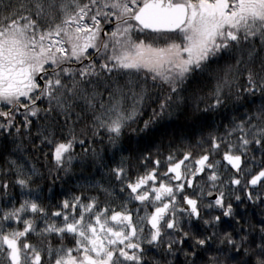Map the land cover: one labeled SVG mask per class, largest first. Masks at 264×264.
Listing matches in <instances>:
<instances>
[{"label":"snow or ice","instance_id":"snow-or-ice-1","mask_svg":"<svg viewBox=\"0 0 264 264\" xmlns=\"http://www.w3.org/2000/svg\"><path fill=\"white\" fill-rule=\"evenodd\" d=\"M0 264H264V0H0Z\"/></svg>","mask_w":264,"mask_h":264},{"label":"flooded vegetation","instance_id":"flooded-vegetation-1","mask_svg":"<svg viewBox=\"0 0 264 264\" xmlns=\"http://www.w3.org/2000/svg\"><path fill=\"white\" fill-rule=\"evenodd\" d=\"M32 242L33 243H39V238L35 235L32 236Z\"/></svg>","mask_w":264,"mask_h":264},{"label":"trees","instance_id":"trees-1","mask_svg":"<svg viewBox=\"0 0 264 264\" xmlns=\"http://www.w3.org/2000/svg\"><path fill=\"white\" fill-rule=\"evenodd\" d=\"M77 151H79V149H77ZM42 159V158H41ZM97 179H99V177H97Z\"/></svg>","mask_w":264,"mask_h":264}]
</instances>
